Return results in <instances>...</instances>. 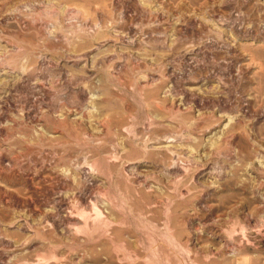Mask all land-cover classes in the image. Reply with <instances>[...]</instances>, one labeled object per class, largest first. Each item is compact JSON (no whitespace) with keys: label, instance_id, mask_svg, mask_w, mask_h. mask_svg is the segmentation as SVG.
<instances>
[{"label":"rangeland","instance_id":"rangeland-1","mask_svg":"<svg viewBox=\"0 0 264 264\" xmlns=\"http://www.w3.org/2000/svg\"><path fill=\"white\" fill-rule=\"evenodd\" d=\"M0 264H264V0H0Z\"/></svg>","mask_w":264,"mask_h":264}]
</instances>
